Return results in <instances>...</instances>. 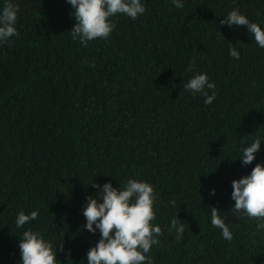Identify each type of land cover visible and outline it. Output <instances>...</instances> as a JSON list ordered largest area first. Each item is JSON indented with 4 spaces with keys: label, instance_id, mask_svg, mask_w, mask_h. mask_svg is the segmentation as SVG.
Wrapping results in <instances>:
<instances>
[{
    "label": "trees",
    "instance_id": "trees-1",
    "mask_svg": "<svg viewBox=\"0 0 264 264\" xmlns=\"http://www.w3.org/2000/svg\"><path fill=\"white\" fill-rule=\"evenodd\" d=\"M144 2V15H116L106 39L82 46L65 0H14L18 35L0 45V264H19L26 228L56 247L60 264H87L99 239L82 227L85 197L97 192L89 184L127 179L156 192L153 264H264L255 218L228 214L231 181L264 164V140L251 164L237 159L264 139V49L246 26L220 23L239 9L264 27V0ZM199 72L216 86L209 105L182 88ZM211 207L232 241L211 226ZM32 210L37 219L16 228V214ZM174 216L185 223L179 241L168 231Z\"/></svg>",
    "mask_w": 264,
    "mask_h": 264
},
{
    "label": "clouds",
    "instance_id": "clouds-1",
    "mask_svg": "<svg viewBox=\"0 0 264 264\" xmlns=\"http://www.w3.org/2000/svg\"><path fill=\"white\" fill-rule=\"evenodd\" d=\"M73 9L71 15L75 20L70 33L73 41L86 46L97 38L106 39L115 24L110 18L123 15L131 20L144 15V0H65ZM176 9L184 7L182 0H170ZM19 5L14 0H4L0 6V45L10 43L18 35L16 23ZM230 29L246 26L256 46L264 49V27L250 21L239 9L230 10L220 21ZM228 54L239 59L240 52L228 43ZM215 84L205 72L192 75L182 85L190 95H202L205 105L216 98ZM207 90H211V94ZM264 139H254L247 146L239 148L241 166L251 164ZM243 144V141H241ZM234 159L232 161H235ZM96 189V195L86 196L82 205L85 218L83 229L90 234H99V239L86 252L87 264H153L150 250L159 244L161 227L154 223L156 213L154 203L156 192L145 181L127 179L123 187H113L111 182L102 185L93 180L89 184ZM230 198L234 201L228 214L236 218L256 220L257 233L264 234V164L256 163L250 173L231 181ZM215 195V189L209 191ZM174 206L175 202H171ZM215 207L210 208L209 221L213 228L220 231L222 239L232 241L233 234L226 223V217ZM39 210L25 214L23 211L15 216L16 228L35 221ZM169 232L175 233V240L182 239L185 223L174 216L169 222ZM19 264H60L56 259V247L44 236L31 228L22 231L18 239Z\"/></svg>",
    "mask_w": 264,
    "mask_h": 264
}]
</instances>
